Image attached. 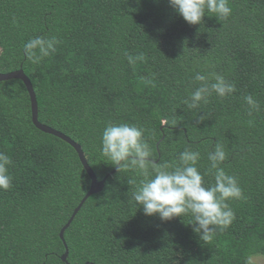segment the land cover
<instances>
[{"label": "trees", "instance_id": "1", "mask_svg": "<svg viewBox=\"0 0 264 264\" xmlns=\"http://www.w3.org/2000/svg\"><path fill=\"white\" fill-rule=\"evenodd\" d=\"M229 4L228 19L206 12L192 26L168 0H0V73L21 69L38 121L77 143L97 180L107 176L63 243L59 232L90 179L70 145L34 127L24 84L0 82V151L13 161V187L0 191V264H242L264 243V0ZM36 36L60 41L40 65L23 52ZM140 53L145 62L129 64ZM197 73L221 75L236 91L189 109ZM246 95L259 104L251 115ZM121 122L145 130L159 164L175 166L188 146L198 151L206 187L215 182L208 152L222 144L221 167L246 197L229 202L232 225L203 242L189 217L145 216L132 199L143 177L119 172L100 151L105 126Z\"/></svg>", "mask_w": 264, "mask_h": 264}, {"label": "clouds", "instance_id": "2", "mask_svg": "<svg viewBox=\"0 0 264 264\" xmlns=\"http://www.w3.org/2000/svg\"><path fill=\"white\" fill-rule=\"evenodd\" d=\"M168 3L178 16L192 26L201 25L206 12L224 20L232 15L229 0H168ZM59 43L56 36H36L23 45V52L31 64L40 65L57 51ZM127 60L135 65L145 62V56L143 53L127 55ZM195 81L198 87L183 101L189 109L207 104L213 93L223 99L236 91L234 84L218 74L214 75L213 82L197 73ZM244 101L249 106L250 115L259 109L252 95H246ZM100 151L119 172L131 170L143 177L132 192V199L137 208H142L145 216L159 217L162 222L189 217L188 225L203 242L212 241L218 231L228 229L236 219L229 202L246 199L238 179L221 167L227 160V154L220 143L208 152L210 172H214L215 182L207 187L204 175L197 167L200 159L198 151L188 146L179 154L175 166L159 164L145 139V130L134 124H107L101 135ZM12 163L10 156L0 151V191L6 192L13 187L9 172ZM242 264H264V243L250 246L242 257Z\"/></svg>", "mask_w": 264, "mask_h": 264}, {"label": "water", "instance_id": "3", "mask_svg": "<svg viewBox=\"0 0 264 264\" xmlns=\"http://www.w3.org/2000/svg\"><path fill=\"white\" fill-rule=\"evenodd\" d=\"M12 79L20 80L24 84V86L26 88V91L28 93L29 100H30L31 121H32V124L34 125V127L36 129H38L39 131H41L43 133H46V134L53 135V136L61 139L62 141H64L68 145H70L75 150V152L77 153L79 161H80L83 169L85 170L86 174L88 175V177L90 179V185H89L88 191L82 197V199L80 200V202L77 205V207L73 210L69 220L63 226V228H61V230L59 232V238L64 243V240H63L64 231L68 228V226L72 222L73 218L78 213V211L80 210L82 205L85 203V201L91 195L97 194V193L102 191L107 176H105L100 181L97 180V178L94 175L93 171L90 169V167L87 164V161H86L85 156H84V154H83V152L81 150V147L77 143L73 142L70 138L65 136L64 134H62V133H60V132H58L56 130H53L50 127H47V126L41 124L38 121V109H37V102H36L35 93L33 91V88H32V85H31L29 79L25 76L23 71L21 69H19V70L12 71V72H9V73H0V82L12 80ZM115 171H116V168L111 173H113ZM67 256H68V251L66 249L64 254L61 256V260L63 262H66Z\"/></svg>", "mask_w": 264, "mask_h": 264}]
</instances>
